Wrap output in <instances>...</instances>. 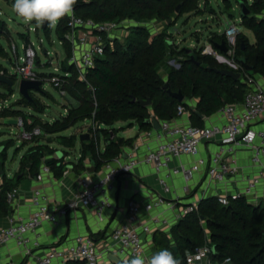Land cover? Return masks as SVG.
<instances>
[{
  "label": "built area",
  "instance_id": "built-area-1",
  "mask_svg": "<svg viewBox=\"0 0 264 264\" xmlns=\"http://www.w3.org/2000/svg\"><path fill=\"white\" fill-rule=\"evenodd\" d=\"M128 22L97 23L77 16L74 10L68 16L69 32L65 35V41L71 50L69 65L81 81L86 82L89 71L95 68L98 60L104 58L107 46L116 37L115 32ZM29 30L37 33L41 31V25ZM239 34V27L235 23L225 30L226 54L216 50L211 42L201 47L203 55L212 56L228 65L232 71L241 73L239 80L243 77L242 82L249 87L243 102L226 103L219 110L222 123L195 126L189 121L190 117L187 118L189 109L179 105L175 118L159 120V130L144 132V135L139 136L143 140V137L154 134L157 141L155 148L143 154L141 144H134L128 153H122L104 165L95 179L82 178L79 182L81 191L61 207L53 206L45 191V178L53 174L51 167L43 162L39 179L34 181L36 185L28 191L31 195L26 201L22 195L27 191H23L21 186L7 194L11 210L6 223L0 226V250L14 244L24 250L25 256H31L32 248H37L39 244L35 242L32 248L29 247L27 234L37 231L44 223L58 226L69 211L92 209L99 222H104L107 210L114 208L108 194L115 190L120 178L132 176L141 166L153 169L162 193L154 194L143 204L130 200L125 221L114 228L101 244L91 235H81L72 242L49 247L37 263L68 264L70 261H83L86 264H112L108 259L110 254L120 260L131 259L136 255L150 258L155 253L150 251L154 246L150 238L154 229L170 232L184 216L198 211L204 199L214 198L225 207L239 199H245L254 207L264 206V130L257 127V123L264 120V76L245 71L237 60ZM11 48L15 57L14 72L2 70L0 76L15 82L17 75L22 80L39 81L42 82V89L43 84L49 82L62 97L71 99L67 91L68 78L72 76L70 72L59 70L54 74H46L36 71L34 43L24 45V57L19 56L16 44L13 43ZM44 55H49V52L46 50ZM8 64L11 65V62ZM68 102L71 101L68 99ZM184 118L187 119L183 121ZM34 123L23 118L17 119L14 127L19 128V142L36 144L49 136L42 125ZM90 128L96 130L92 123L88 130ZM203 149L206 152L203 153ZM68 174L65 171L63 178ZM178 179L183 182L178 188L181 195L174 186ZM169 195L175 196L174 203L167 201ZM19 199L21 203L24 201L22 204L28 208V214L21 211ZM169 209L177 211L174 220L165 218ZM156 210L159 213L152 215ZM142 211L148 214L146 221L140 218ZM143 235L146 236L145 240ZM212 252L208 238L203 247L187 253L186 263L209 264ZM8 264L14 262L9 261ZM222 264L234 263L231 258H227Z\"/></svg>",
  "mask_w": 264,
  "mask_h": 264
},
{
  "label": "trees",
  "instance_id": "trees-1",
  "mask_svg": "<svg viewBox=\"0 0 264 264\" xmlns=\"http://www.w3.org/2000/svg\"><path fill=\"white\" fill-rule=\"evenodd\" d=\"M200 3L201 0H77L74 12L83 19L97 23L133 20L137 25L131 28L125 45L113 43L107 46L104 58L98 60L95 68L89 71L86 82L78 78L72 66L63 67L64 72L72 74L67 85L69 96L79 105L69 104L67 113L54 123H34L42 125L47 134L56 135L61 145L70 148L75 147L76 136H63V132L85 121H91L92 125L96 126L95 131L93 128L89 130L91 140L82 143L81 157L77 165H72L74 169L84 171V161L90 153L89 158L95 161L96 170L99 171L120 156L124 146H133V139L124 140L117 137V123L134 121L141 130H145L150 128L147 121L153 117L171 120L176 117L179 105L190 109L187 104L178 102L169 94L165 89L167 84L171 92L181 91L185 98H198L196 110L206 117L217 113L225 103L244 100L249 87L242 80H233L215 73L214 68H225L215 58L203 55L201 51L197 55H189L186 49L179 51L169 40L168 30L175 27L182 15L203 14ZM179 5L181 12L177 14ZM247 5L251 14L243 18L242 25L254 33L256 42L251 44L248 37L240 33L237 60L245 57L254 69L252 73L264 76V17H261L264 12V0H253L251 5ZM152 20L165 22L167 28L152 35L150 30L142 25ZM68 32V16H65L57 23L56 34L59 40L64 42L70 57V46L65 41ZM5 35L8 36L7 26L0 19V38ZM222 40H225L224 35L215 34L210 42L218 43ZM170 52H178L185 60L179 69L169 68L164 74L160 69ZM0 59H7L1 45ZM9 62L10 60L7 63ZM2 70L4 69L0 64V71ZM89 90H92V94ZM31 97V101L22 98V103L36 112H43L44 106L32 95ZM133 98L137 101L133 102ZM147 99H151L152 106L144 107L138 102ZM9 117H13L9 110L0 112V119ZM191 118L196 126L203 125L201 118L194 112L191 113ZM101 136L107 142L104 151L100 150ZM1 146L5 147L0 154L4 157L10 146L9 141L1 143ZM44 147L37 145L30 148L23 156L20 170L13 179L3 177V183L0 185V217L10 213L7 194L21 186L23 179L18 180V176L24 174L26 178V172L34 173L39 170ZM29 165L32 166L31 170H27ZM48 165L57 178H61L68 167L64 164L63 157L52 159ZM263 230L264 206L254 207L245 199H239L225 207L216 199L209 198L201 201L198 211L184 216L169 234L156 231L153 238L154 250L157 252L168 249L174 253L180 264H187V253L203 247L209 238L212 248H215L209 264H222L227 258H231L234 264H264ZM92 236L96 238L95 235ZM173 246L178 248L177 252L172 250ZM122 262L123 260L119 264ZM21 264H26V261ZM68 264L86 263L70 261Z\"/></svg>",
  "mask_w": 264,
  "mask_h": 264
},
{
  "label": "rangeland",
  "instance_id": "rangeland-1",
  "mask_svg": "<svg viewBox=\"0 0 264 264\" xmlns=\"http://www.w3.org/2000/svg\"><path fill=\"white\" fill-rule=\"evenodd\" d=\"M239 1L251 5L250 2L253 0H201L200 8L203 14L195 15L194 13H189L182 15L175 27L168 30L169 40L175 44L174 46L178 47L179 51L186 49L189 55H197L201 51L204 42H209L215 34L224 35L225 30L235 23L238 25L240 33L246 35L250 43L254 44L256 42L254 33L242 25L241 21L243 19H241ZM207 2L208 4H206ZM13 4L14 0H0V19L5 23L8 30V36L5 35L0 38V45L7 55L6 60L0 59L3 69L14 72L15 57L11 48L13 43L17 45L19 56L21 57L25 56L24 45L34 43V49L37 54L36 71L40 73L54 74L62 70L63 67L70 66L64 44H60V40L56 34L57 25L54 28H47L49 33L47 31H38L37 33L33 30L30 31L29 28H35L37 24L34 21V23L26 24L14 11ZM229 11H233L235 15H228ZM136 25L135 21L130 20L125 26H122L121 29L115 32L116 37L112 44L119 43L125 45L131 33V28ZM142 25L147 27L152 35L160 33L167 28L165 22H158L157 20L145 22ZM201 44L203 45L201 46ZM43 50H47L49 55H44ZM9 60L11 65L7 63ZM184 60L185 57L179 55L178 52L175 54L170 52L160 71L166 74L169 68L179 69ZM216 61L222 67L229 68L228 65L219 62L217 59ZM40 64L41 66H39ZM21 81V77L17 75L16 84L13 88L7 87L4 84L0 85V112L7 109L13 113V117L0 119V144L5 141H9L10 144L6 155L4 157L0 155L4 164L5 177L13 179L21 166L23 156L28 153L30 148H35L37 145L45 146L43 152L46 157L57 159V153L59 156L62 154L68 166H72L80 154V135L89 133L88 129L91 121L81 122L61 134L67 137L75 134L77 141L74 148L61 145L56 135H49L44 140L36 142L37 145L35 143L26 144L19 142V128L14 127V125H6L7 120L17 121V119L23 118L29 123L40 120L46 123H54L62 115H65V109L70 104L68 99L71 100L70 98L62 97L51 83L45 82L43 84V93L36 91H31L30 93L44 106L43 112H36L33 108L26 107L22 103L23 97L19 91ZM188 102L189 100H187ZM11 127H13L12 131H10ZM101 142L103 143V140ZM2 178L0 177V180ZM189 199L192 198H187V200Z\"/></svg>",
  "mask_w": 264,
  "mask_h": 264
},
{
  "label": "crops",
  "instance_id": "crops-1",
  "mask_svg": "<svg viewBox=\"0 0 264 264\" xmlns=\"http://www.w3.org/2000/svg\"><path fill=\"white\" fill-rule=\"evenodd\" d=\"M205 43L206 42H204V44ZM202 45L203 44H201V46ZM187 100H189L188 103ZM198 102H199L198 98H185L184 101V103L187 104L190 108L189 109L190 114L189 116H187V118L189 119L190 117L189 121L191 120L190 122H192L193 125L195 124L191 118V113L193 112L194 109H196ZM70 104L74 106L79 105L74 100H72ZM218 112L209 117L205 116L204 119H201L203 121L202 126L222 123L223 121L221 120V117L218 114ZM187 118H184L183 121H185ZM257 124H258L257 125L258 129L264 130V120L258 122ZM115 129L118 130L117 133L118 138H122L124 140L133 139L134 140L133 145L141 144V149H142L141 152L143 154L146 151H148V149H153L157 146V141L155 139L154 134L149 137L148 136L143 137L144 138L143 140L139 139V136L144 135V132H152L153 130H155L152 127V125H150L149 129L141 130L138 124L134 121L119 122L115 125ZM71 136H75V134ZM102 140L103 143L101 142ZM106 145L107 142L105 138L101 136L100 150L104 151ZM131 147L132 146H127V145L124 146L122 148L123 154L128 153ZM202 151L203 153L206 152V150L204 149ZM81 153H82V143H81L80 154L78 155V159L77 161L74 162L75 164L73 165H77L78 160L81 157ZM89 157L90 156H88L87 159H85L84 161V166H85L84 171L79 172V170L74 169L73 166H68L65 169V171L69 172L66 178H63V176L61 178L55 177L53 170H52L53 175L49 176L48 178H45V181L43 183L44 188L53 206L55 207L64 206L70 199L73 198L75 194H78L82 189V187L79 184L82 178H88L89 180H93L97 177L98 170H96V172L94 173H89L87 171V169L92 166ZM59 158L62 157L59 156L57 153V159ZM45 159H54V158L45 157ZM189 160H194V158H190ZM42 164L43 161L41 162V165ZM64 164H67L65 159H64ZM41 165L39 169L41 168ZM19 170L17 171V173L19 172ZM29 174L31 173L26 172L25 174L26 178L29 176ZM2 183H3V178L2 180H0V185H2ZM182 184H183L182 180L178 179L175 181L174 186L176 187V189H178L182 186ZM35 185L36 184L33 181L31 186L34 187ZM177 192L179 195H181V191L179 189L177 190ZM157 193H162V191L157 184V178L156 175L154 174L153 169L149 166H141L136 170V172L132 176H125L120 178L115 184V190L108 194V198L113 204L114 208L107 210L104 222L102 223L99 222L94 210L92 209L69 211L66 218H63L58 226H53L51 224L44 223L37 231L30 232L27 234V238H29L30 241L29 247L32 248L35 242H38L39 244L37 248H32L33 254L31 256H25L23 249H19L14 244H11L9 247L0 250V264H8L9 261L14 262V264H21L24 260L26 261V264H38L37 263L38 259L44 256L46 250L49 247L54 246L56 244H65L72 242L78 236L81 235H85V236L95 235L96 237L95 239L97 240V242H99V244H101L102 242L105 241L106 236L114 228H116L118 225H120L122 222L125 221L127 204L130 200L134 199L143 204V202L150 199L154 194ZM30 195H31L30 192L28 191L25 192V194L22 195L23 200L28 199ZM174 197L175 196L173 195L167 196V201L174 203L173 201ZM23 200L22 203L24 202ZM22 203H21V207H22L21 211L26 215V213L28 214L29 210ZM157 213H159V210L153 212L152 215H155ZM176 213L177 211H175L174 209H169L165 213V218L167 220H174L173 218L176 216ZM7 216L0 217V226H3L6 223ZM140 218L141 220L146 221L149 217L146 212L142 211ZM152 226L154 227L155 225L152 224ZM154 230H155L154 231L155 234L157 229L155 228ZM163 232L167 234L170 233L167 230ZM154 234L152 235V237H150L152 239L153 245H154V241H153ZM152 248L153 249H150V251L156 252L154 250V246Z\"/></svg>",
  "mask_w": 264,
  "mask_h": 264
},
{
  "label": "water",
  "instance_id": "water-1",
  "mask_svg": "<svg viewBox=\"0 0 264 264\" xmlns=\"http://www.w3.org/2000/svg\"><path fill=\"white\" fill-rule=\"evenodd\" d=\"M239 6H240V11H241V19L245 18V17H248L250 14H251V11L248 7V5L243 2V1H239ZM180 5L177 7V14H180ZM17 14V13H16ZM18 15V14H17ZM228 15L230 16H234L235 13L233 11H229L228 12ZM168 23H170V20L168 21ZM49 26L47 24H44L41 26V31L42 32H45L47 30ZM241 45L243 46L244 43H241ZM213 46L216 50L220 51L221 53L223 54H226L227 51H228V47L226 45V40H222L221 43H213ZM46 53V50H44L43 54ZM239 63L243 66V68L245 69V71L247 72H252L254 69L252 66H250L247 62V59L245 57H240L239 58ZM213 71L217 74H220L222 76H226V77H229L233 80H239L240 77H241V73L239 72H234L232 71L231 69L229 68H214ZM1 84H4V85H7L8 87H14L16 82L11 80V79H8L4 76H0V85ZM169 85L167 84L165 86V89L168 90L169 94L174 98L176 99L178 102L180 103H184L185 101V96L184 94L179 91V92H171V90L168 89ZM19 91H20V94L22 95L23 98L27 99V100H32V97H31V91H36V92H39V93H43V89H42V82H39V81H27V80H22L19 84ZM89 93L92 94V90H89ZM136 98H133V102H136ZM139 104H141L142 106L144 107H150L152 106V101L151 99H147V100H139L138 101ZM193 112L195 114H197L201 119H204L205 116L202 115L201 113L197 112L196 109L193 110ZM17 121L16 120H7L6 121V125H16ZM147 123L149 125H152V127L155 129V130H159L160 129V125H159V120L156 118V117H153L151 119H149L147 121ZM91 140V135L89 133L87 134H82L80 136V142L83 143V142H89ZM5 150V147H1L0 148V154L3 153V151ZM91 154L88 153V156H90ZM62 157V154L60 155ZM41 159L42 161L44 162V164H49L51 163L52 159H45L44 155L41 156ZM91 164L92 166L90 168L87 169V171L89 173H94L96 172V167H95V161L91 160ZM32 166L29 165L27 170H31ZM39 174H40V169L37 171V172H34V173H31L29 174V176L27 178H24V174H21L18 176V180H22V185H21V189L23 191H29L31 189V185H32V182L33 181H38L39 179ZM6 176L5 174V170L3 168V162L2 160L0 159V177H4ZM11 210V209H10ZM264 232V230H263ZM142 238L145 240L146 236L143 235ZM172 250L174 252H177L178 251V248L176 246H173L172 247ZM215 250V248H213V251ZM108 259L111 261L112 264H119L121 262V260L113 255V254H110L108 256Z\"/></svg>",
  "mask_w": 264,
  "mask_h": 264
},
{
  "label": "clouds",
  "instance_id": "clouds-1",
  "mask_svg": "<svg viewBox=\"0 0 264 264\" xmlns=\"http://www.w3.org/2000/svg\"><path fill=\"white\" fill-rule=\"evenodd\" d=\"M77 0H14L13 9L26 24L33 21L37 26L47 24L54 28L65 16L73 14ZM122 264H180L168 249L155 252L150 258L136 255L125 258Z\"/></svg>",
  "mask_w": 264,
  "mask_h": 264
}]
</instances>
